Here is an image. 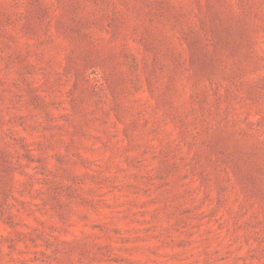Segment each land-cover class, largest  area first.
Wrapping results in <instances>:
<instances>
[{
  "label": "rangeland",
  "instance_id": "rangeland-1",
  "mask_svg": "<svg viewBox=\"0 0 264 264\" xmlns=\"http://www.w3.org/2000/svg\"><path fill=\"white\" fill-rule=\"evenodd\" d=\"M0 264H264V0H0Z\"/></svg>",
  "mask_w": 264,
  "mask_h": 264
}]
</instances>
